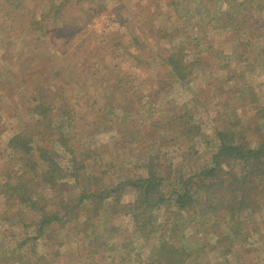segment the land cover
Listing matches in <instances>:
<instances>
[{
  "label": "rangeland",
  "instance_id": "1",
  "mask_svg": "<svg viewBox=\"0 0 264 264\" xmlns=\"http://www.w3.org/2000/svg\"><path fill=\"white\" fill-rule=\"evenodd\" d=\"M248 1L62 0V14H55L58 8L53 0H23L20 16L8 20L0 16V254L4 256L0 264H40L37 260L43 258L47 264H152L151 255L166 241L183 248L188 264H264V208L253 212L251 207L241 211V220L239 216L231 220L227 207L231 195L220 185L196 183L189 211L177 210L173 199H166L169 213L165 205L154 211L155 228L149 236L148 227L138 232L132 210L118 214L114 208L115 195L122 204L140 200L138 188L126 184L115 195L99 200L105 188L122 179L147 177L150 158H159L165 172L169 166L198 173L218 147L215 130L230 127L235 112L245 116L243 122L248 123L242 129L248 133L253 114L264 123V0ZM231 17L237 19H232L235 24L224 27ZM251 37L257 41L246 52L249 48L241 42ZM176 52L185 53V61L193 68L182 83L175 82L171 63L162 58ZM127 68L133 77L124 76L120 86L113 88V75L118 77ZM48 84L57 93L51 100L49 116L55 121L51 127L45 120L37 123L33 110L37 91ZM93 88L99 91L96 96ZM112 88L114 92L109 93ZM140 96L150 97L155 105H145ZM89 105L100 110L97 124L81 122L73 132L96 148L103 166L92 175H81V183L69 176L55 188L45 185L36 206L8 200L2 189L21 172L26 154L12 144V138L32 130L37 140L43 137L42 131L52 132L54 124L64 130L73 107L88 112ZM57 137L45 136L52 149ZM31 145L36 147L31 151L34 156L39 155V146ZM56 151L67 169L66 152L62 147ZM230 164L240 173L239 163ZM107 166H112L108 177L97 180L95 176L100 178ZM170 182L163 186L168 194L173 178ZM82 192L93 197L82 203L76 228L53 220L39 234L37 206L58 210L61 216L66 212L62 207ZM256 199L257 195L253 202ZM93 201L101 207L89 213L90 227L84 218ZM231 224L249 235L237 245L238 251L226 256L223 245L216 244V231H228ZM196 237L201 240L192 244ZM57 248L61 253L54 257Z\"/></svg>",
  "mask_w": 264,
  "mask_h": 264
},
{
  "label": "trees",
  "instance_id": "2",
  "mask_svg": "<svg viewBox=\"0 0 264 264\" xmlns=\"http://www.w3.org/2000/svg\"><path fill=\"white\" fill-rule=\"evenodd\" d=\"M53 2L56 3L54 0ZM62 4V0L55 4L58 8V10L55 11V14H62L60 11V6ZM23 6V0H0V16L5 19L11 18L15 14H19L20 16L21 9L19 8ZM48 7L49 5L45 9H48ZM228 16L230 17L231 15ZM232 19L234 21L237 20L235 17H231L230 22H228V24H224V27L235 24ZM73 24L75 28L79 27L77 22H73ZM34 25L38 27L40 26L44 29L40 22H35ZM253 28L255 27L252 26V29ZM79 31L80 29L76 32ZM256 41L257 38L251 37L244 39L241 44L246 47L245 49L249 48L246 52H250V48L255 46L254 43ZM184 56L185 53L176 52L174 54L172 53L171 57H162L165 61L171 63L170 70H172L175 77V82L182 83L193 72L191 63H187ZM249 57L250 56L247 55V58ZM140 67H143V65L141 64ZM95 75L96 73L92 74L93 77ZM133 75L134 74L129 69L126 72H124L123 69L118 77L113 75V77L116 78L115 83H113V88L114 86H120L121 81L119 80H121L124 76V78L130 77L131 79ZM95 82L96 86H99L98 79H96ZM93 86L95 87V85ZM113 88L109 91V93L114 92ZM39 89L42 90L37 91L38 95L33 101V110L36 111V114L38 115L37 123L41 124L42 121L45 120L48 126L51 127V124L55 122L53 120L54 118H50L49 116L53 108L51 100L57 93L50 88L49 84L46 87ZM98 92L97 88H93V96H96ZM64 99L68 100L66 98ZM140 99L141 102H145V105H155V103L151 101L152 99L150 97L140 96ZM89 106L90 107L88 109L91 110H86L88 112H84L85 110H78L73 107L72 111H74V113L70 115L68 126L64 128V130L62 127L61 129L55 127L56 125L54 124V128H51L52 132H45V130L42 131L44 138L39 135L40 133H38L39 138L37 140L34 139L32 136L34 131L32 130L28 132H20L12 138V144L19 147L26 154L20 163L21 172L17 175L15 180H9L2 189V192L6 193L8 200L18 199L19 201H29L32 203V206H36L38 204L37 197L44 193V191L40 194L39 192L43 190L45 185L55 188L57 185L64 183L63 180L69 176L75 177L76 181L81 183V179L79 178L81 175H92L96 168L103 166L101 160L99 159L100 154L96 152V148L86 145V142H82L81 140L83 135L73 132V129H75L81 122H84V125L97 124L100 110L94 106ZM68 108L71 107L68 106ZM63 113H69V110L64 111ZM235 113L237 115L234 120H230V127H226L225 129L217 128L215 130L214 137L219 140L218 147L216 151L213 152L211 161L209 163L207 162L204 167H201L198 173H183L181 168L172 170L169 166L167 167L168 171L165 169L166 173L160 169L163 166V162H161L159 158H150L146 167L148 171L147 177H140L137 180H133V177H127V181L122 179L120 182H116L114 186L105 188L103 194L99 196V200L104 201L105 198L115 195V191H119L121 188L125 187L126 184L138 188L139 191H141L139 194L140 200L131 202V204H122V202H119V198L115 195L113 202L116 205H114V208L115 212H118V214H121V212L130 213L127 211L132 210L133 213L131 214L133 215L137 225L138 232L142 233L143 229L148 227V233H146L147 236H149L150 232L153 230L152 228H155V226L152 225V222H154V211L165 205L167 208L166 212L169 213V207L171 206L168 207V203L166 204L165 202L166 199H173L172 203L175 204L174 207L177 208V210L189 211L192 208L194 204L191 201L193 198L192 189L198 182L203 186H205V184H210L209 186L220 185L224 190L230 193L231 198L229 199L227 207L229 208L228 211L230 213L231 220L233 217L236 218L237 216H239L238 220H241L240 213L243 210H250L253 208V212H256V210L260 209L261 206L264 208V123L260 120L256 121L257 117L255 118V115L253 114L250 116L251 119H249V122L252 123V125L249 123L251 132L248 133V130L242 129L244 127L243 124L248 123L243 122L242 118L245 116L239 115L237 112ZM238 117L240 118L238 119ZM102 121H104L103 118ZM55 134L59 137L53 140L54 144L57 143V145L55 146V149H52L49 146L50 143L46 142V138L50 139V136H55ZM249 138H252V140ZM41 141H44L45 143H42ZM33 142L34 145L39 146V155L37 156H34V153L31 152L36 148L31 145ZM252 142H255V144H252ZM58 147H62L66 152L69 163L67 169H64L58 160L59 157L56 151V148ZM189 148H191V151L187 152L188 155L191 154L194 147L192 145ZM226 161H229V163L228 167L224 169L223 166ZM230 163H239L241 165L240 173L237 172ZM221 167L224 169L223 171L219 169ZM111 168L112 166L104 168V170L100 172V178L95 176L97 180L103 181L106 179L108 177L106 175L110 172ZM118 177L125 178V176ZM171 177L174 180V187L168 194L163 190V186L164 184H169L170 180H172ZM201 181H205V183H202ZM172 182H170V184ZM159 187H162V190L159 189ZM56 192L57 193L55 194L58 196V193H60L59 188L56 189ZM79 194L78 198L70 200L65 205L63 202L65 199L61 196V199L59 200L62 201L61 204L64 205L62 209L66 211L65 213H61V216L57 213L58 210L54 213L50 210L52 208L48 207V209L45 210L40 209L37 206L36 210L40 214V225L38 224L39 234H43L46 226L53 220L61 221V225L68 227V229L76 228L75 223L80 218L82 203L86 199H90V197L92 199L93 197V194L86 195V192ZM233 194H235L234 200H232ZM172 195L174 197H172ZM256 195L257 199L255 203L253 201H255ZM251 198L253 200H251ZM72 203L75 204L73 205ZM93 203V208L88 212L85 217L86 219L84 218L85 223L90 227L92 226V223L90 224L89 221V213L97 211L101 207V204H97L95 201H93ZM30 208L32 207L28 206V209ZM221 213L222 212H220V214ZM145 218H147L148 221H145ZM167 219L168 218H166V220ZM73 221L75 222L73 223ZM255 229L259 231L258 228ZM228 231H225L224 229L221 233L216 231V244L223 245V252L226 256L230 255L229 253L238 251L237 245L243 243L249 235V231H239L236 229V224H231ZM80 232L87 231H83L81 229ZM232 233H234L235 237H231ZM55 238H57V240L61 239L57 235ZM200 240L201 238L196 237L192 244ZM65 243H67V238L65 239ZM166 243H168V245ZM166 243H162V245L160 243V246L156 248V252L151 255L150 261H152V264H188L187 257H189V255H187L186 252L182 253V251H184L182 247H174L173 245H170L171 241H166ZM60 253L61 251L58 248L52 252L54 257L59 256ZM1 255L2 254H0V257L4 258V256ZM41 260L42 262H39V260H37V262L40 264H47V261L44 262V258Z\"/></svg>",
  "mask_w": 264,
  "mask_h": 264
}]
</instances>
